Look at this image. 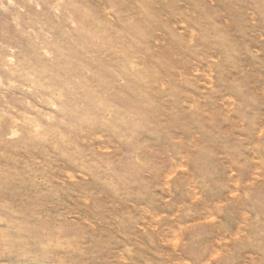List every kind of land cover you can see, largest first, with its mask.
Listing matches in <instances>:
<instances>
[{"label":"rangeland","instance_id":"1","mask_svg":"<svg viewBox=\"0 0 264 264\" xmlns=\"http://www.w3.org/2000/svg\"><path fill=\"white\" fill-rule=\"evenodd\" d=\"M0 264H264V0H0Z\"/></svg>","mask_w":264,"mask_h":264},{"label":"clouds","instance_id":"2","mask_svg":"<svg viewBox=\"0 0 264 264\" xmlns=\"http://www.w3.org/2000/svg\"><path fill=\"white\" fill-rule=\"evenodd\" d=\"M12 3V0H9V4ZM179 63V62H177ZM185 77L181 76V79H184ZM194 79V77H191ZM183 87V85H181ZM31 91V89H29ZM54 101V102H53ZM64 101L62 98L59 97H53V100H49L46 102H43L40 104V107L43 109L46 106H48V111L49 112H54L55 117H63L64 119H69L76 121L75 117L70 116L67 114L64 110L57 108L58 104H63ZM42 122L44 124H55L58 127H62L64 132L69 133L67 137L61 136L60 139L63 144L68 145L70 148V153H69V160L66 161L67 165L69 167H72L73 170H77L79 168H84L87 170L89 167L93 166H103L108 163H110L113 159V157L116 155V153L112 150V148L109 147H100L97 148L95 145H104L107 143L106 140H100V139H95V144L93 143L92 140H81V137L84 136L85 134L82 133L79 128L74 127L72 124H65L64 119H55V118H48L45 119L43 116L40 117ZM78 123V121H76ZM99 131V130H98ZM108 135V133H106ZM181 165V164H178ZM177 166V165H176ZM175 166V167H176ZM173 167V168H175ZM173 168L169 169L168 171L164 172L163 175L161 176V184L165 183V177L168 176ZM189 173L187 172V169H185L184 172L181 173V175H188ZM179 180V177H174L171 179V183L173 186H175L176 182ZM161 191H166L169 193V195H173V191L170 193L167 188L162 189ZM227 197V192L224 194V196L217 201L224 200ZM207 199V193L203 192V199L201 201H198L195 205H193V209L199 205L200 203L204 202ZM215 209L216 211L208 214V215H201V216H190L188 217L189 219H203L206 216L212 217L214 223L219 226L224 224L225 219H224V214L228 210L227 207H217V204L215 202Z\"/></svg>","mask_w":264,"mask_h":264}]
</instances>
